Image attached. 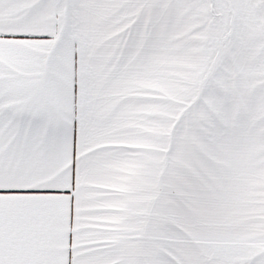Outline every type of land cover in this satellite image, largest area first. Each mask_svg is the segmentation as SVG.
I'll return each mask as SVG.
<instances>
[{
	"label": "crops",
	"instance_id": "0c3cea01",
	"mask_svg": "<svg viewBox=\"0 0 264 264\" xmlns=\"http://www.w3.org/2000/svg\"><path fill=\"white\" fill-rule=\"evenodd\" d=\"M150 2L133 0L139 11L122 13L120 0H0V212L51 217L64 264H154L168 256L169 45L161 16L160 42L153 35ZM41 34L48 38H21ZM55 47L64 51L69 141L66 158L41 171L15 151L36 78L21 69L39 67ZM76 124L72 198L22 195L72 187ZM241 191L239 199L231 188L195 189L203 203L194 198L187 221L199 234L177 242L199 244L215 264H264V187ZM181 211L188 212L178 204Z\"/></svg>",
	"mask_w": 264,
	"mask_h": 264
},
{
	"label": "rangeland",
	"instance_id": "374dc122",
	"mask_svg": "<svg viewBox=\"0 0 264 264\" xmlns=\"http://www.w3.org/2000/svg\"><path fill=\"white\" fill-rule=\"evenodd\" d=\"M150 3L153 35L160 42L161 16L169 45V251L153 262L215 264L177 239L199 234L187 221L194 198L203 203L195 189L231 188L242 199V189L264 187V0ZM120 4L139 11L133 0ZM178 204L188 212L177 216Z\"/></svg>",
	"mask_w": 264,
	"mask_h": 264
},
{
	"label": "snow or ice",
	"instance_id": "6c2138e0",
	"mask_svg": "<svg viewBox=\"0 0 264 264\" xmlns=\"http://www.w3.org/2000/svg\"><path fill=\"white\" fill-rule=\"evenodd\" d=\"M21 38L47 39L48 36L41 34ZM21 71H31L36 78L28 82L31 85L30 99L19 113L27 133L16 144L15 151L22 158L37 161L41 171L54 170L67 156L71 119L66 108L64 51L55 47L39 67ZM78 127L76 124L71 130L73 162L69 170L72 187L26 190L22 195L72 198L77 172ZM72 202L70 199V218ZM62 255L58 251L56 225L51 217L38 212L9 213L5 217L0 212V264H64ZM90 264H105V261L94 260Z\"/></svg>",
	"mask_w": 264,
	"mask_h": 264
}]
</instances>
